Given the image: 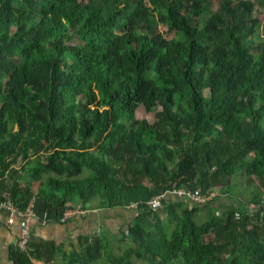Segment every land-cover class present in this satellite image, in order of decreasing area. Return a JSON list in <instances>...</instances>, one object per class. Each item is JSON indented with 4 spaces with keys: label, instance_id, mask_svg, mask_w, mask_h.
Masks as SVG:
<instances>
[{
    "label": "trees",
    "instance_id": "trees-1",
    "mask_svg": "<svg viewBox=\"0 0 264 264\" xmlns=\"http://www.w3.org/2000/svg\"><path fill=\"white\" fill-rule=\"evenodd\" d=\"M256 4L0 0V200L32 201L47 223L77 207L134 212L119 236L13 246L12 264H264ZM140 107L154 122L137 119ZM178 188L217 198L146 204ZM226 197L236 205H216Z\"/></svg>",
    "mask_w": 264,
    "mask_h": 264
},
{
    "label": "crops",
    "instance_id": "crops-1",
    "mask_svg": "<svg viewBox=\"0 0 264 264\" xmlns=\"http://www.w3.org/2000/svg\"><path fill=\"white\" fill-rule=\"evenodd\" d=\"M167 199H174L169 194ZM223 207L226 204H216ZM134 217V212L130 209H94L87 216L80 218L75 216L65 223H47L39 225L36 221L31 222L32 234L31 245H53L69 247L70 244L78 245V239L88 234L106 232L110 235H120L121 229ZM115 232V233H114ZM118 232V233H117ZM18 221L15 217H10L6 211L0 209V264H12L9 260V250L15 246L19 237ZM34 264H43L37 261Z\"/></svg>",
    "mask_w": 264,
    "mask_h": 264
},
{
    "label": "built area",
    "instance_id": "built-area-1",
    "mask_svg": "<svg viewBox=\"0 0 264 264\" xmlns=\"http://www.w3.org/2000/svg\"><path fill=\"white\" fill-rule=\"evenodd\" d=\"M167 194L173 195L174 198H183L194 204H206L217 198V193L213 190L207 191V193L203 194L198 190L191 191L185 188H178L171 191L157 193L151 196L147 200L146 204L154 210L160 209L163 205V199H167ZM3 195L8 194L4 192ZM130 208L136 209V204H132ZM0 209L6 211V214L10 217H15L17 219L20 233L15 243V247L20 251H26L32 234L31 222L34 220L39 225H46L47 222L45 220H41L36 214L33 209L32 201H30L25 207L19 208L14 205L9 196H5L2 200H0ZM87 212L88 209H82L79 207L68 209L64 212L62 222L65 223L67 220L75 216L83 218L87 215Z\"/></svg>",
    "mask_w": 264,
    "mask_h": 264
},
{
    "label": "rangeland",
    "instance_id": "rangeland-1",
    "mask_svg": "<svg viewBox=\"0 0 264 264\" xmlns=\"http://www.w3.org/2000/svg\"><path fill=\"white\" fill-rule=\"evenodd\" d=\"M218 3H219V0H212V7H213V9H217L218 8ZM255 15L258 17V19L259 20H261L262 22L264 21V4H261V5H259V4H256V7H255ZM136 117H137V119H145V120H147L149 123H152V122H154V117H152V116H147V113H145V110H144V108H138L137 109V111H136ZM26 179H27V177H25V179H24V182H26ZM239 180H240V182H241V178L239 177ZM239 191H240V193H241V197L243 198V199H247V198H249V194H250V191H249V189L247 188V189H243V187L240 185L239 186ZM169 194H167V196H168ZM226 199V200H225ZM223 201H221V204L222 203H225V201H226V203L227 204H229V207L233 204V206L234 205H236V203H235V201H234V198L233 197H229V198H225ZM220 202V201H219ZM217 204V203H216ZM220 206H222V205H220ZM225 209V208H224ZM211 210V208L210 207H202V208H200L197 212H196V214H195V216H194V220H195V222L197 223V224H200V223H203L204 221H206L207 220V216H208V211H210ZM115 233V232H114ZM118 233V232H117ZM111 236H114V235H111ZM208 238H211V236H206V239H208ZM115 246H116V251H117V247H120V246H124V244H123V242L122 241H120L119 242V244H118V242H115ZM69 251H71L70 249H69ZM69 251H67L66 250V253H69ZM57 264H62V262H59V263H57Z\"/></svg>",
    "mask_w": 264,
    "mask_h": 264
}]
</instances>
